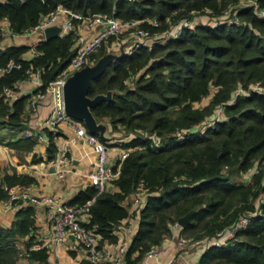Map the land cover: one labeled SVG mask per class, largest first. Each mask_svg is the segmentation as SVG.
Returning <instances> with one entry per match:
<instances>
[{
  "label": "trees",
  "instance_id": "obj_1",
  "mask_svg": "<svg viewBox=\"0 0 264 264\" xmlns=\"http://www.w3.org/2000/svg\"><path fill=\"white\" fill-rule=\"evenodd\" d=\"M58 4L85 14L156 17L158 25L141 22L152 32L196 13L217 17L236 6L229 19L183 25L165 42L123 51L92 80L88 94L108 96L91 110L96 119L107 116L113 128L123 130L126 138L120 144L128 153L119 160L120 173L106 189L97 192L89 184L71 202L94 196L83 223L100 235V242L115 241L114 229L128 213L125 199L142 184L146 197L125 253L127 264H135L146 248L161 243L178 217L192 208L182 233L213 234L242 213L254 212L233 238L207 246L197 264H264V198L253 211L264 190V91L249 88L250 83L264 85V13H260L264 0H0V23L6 17L10 28L20 32ZM76 38L72 29L41 39L35 44L39 52L29 57L25 56L29 44L0 47V65L10 59L21 63L0 76V143L28 150L37 141L33 134H20L27 127L23 116L30 93L22 92L9 103L1 94L3 87L25 77L27 68L42 66L40 88L45 89L68 63ZM105 52L102 44L90 56L96 60ZM238 87L246 91L236 93ZM220 105L225 117L202 126ZM196 124L199 128L193 129ZM42 129L49 137L44 158L50 159L56 153V133ZM41 158L32 155V160ZM254 164L251 180L233 178ZM2 180L27 183L32 176L5 172ZM32 222L31 208L18 207L9 226L0 223V264H18L15 240L29 231ZM28 252L48 264L45 248Z\"/></svg>",
  "mask_w": 264,
  "mask_h": 264
},
{
  "label": "built area",
  "instance_id": "obj_2",
  "mask_svg": "<svg viewBox=\"0 0 264 264\" xmlns=\"http://www.w3.org/2000/svg\"><path fill=\"white\" fill-rule=\"evenodd\" d=\"M260 13H264V10H260ZM166 20H169L168 17H166ZM142 21H147L154 25L160 23L156 17L120 18L113 13L106 12L85 14L78 9L58 4L54 9L42 14L36 23L24 28L22 31L15 32L10 28L11 34L15 36L40 32L43 35L41 39H44V27L52 24H56L60 27L59 35H63L72 29L74 30L75 26L80 22L85 23L89 27H96L95 30L86 37L77 34L74 43V52L68 63L47 83L45 89L42 90L40 88L43 83L40 71L43 67H29L26 69L25 77L19 78L12 84L3 87L1 92L3 98L11 103L22 92H25L28 83H31L32 88H30L31 91L25 104L23 116L26 118L28 113L36 110L38 98L42 97L46 92L54 91L58 88L63 94V86L68 76L75 70L87 64H92L94 59L91 58V53L104 42L108 41L110 36L115 35V38L112 40L109 47H118L121 42L117 36L123 34L132 40L128 43V49H132L140 44L151 45L156 41L165 42L168 38L177 36L183 25H193V22H190L186 18H182L177 24L152 32L148 28L142 26ZM4 23L9 24L6 17H4L0 23L1 33L4 32ZM147 40H149L150 43H147ZM123 41L127 42L126 39ZM31 51L32 54L39 52V50L35 48V44L31 46ZM20 65V62L10 59L4 65H0V76L11 68L19 67ZM249 88H256L264 91V85L259 82L251 83ZM245 91V88L238 87L236 93ZM233 99L234 97H232V100ZM223 108V105H220L210 119L204 122L211 124L218 119L224 118L225 114ZM62 120H66L73 127L75 134L72 140L82 138L92 146V149L96 153V158L93 168L88 172V178L90 184L96 187L97 192L106 189L119 175V160L128 153V149L125 148L120 151L116 157L111 156L108 146L99 138L97 133L90 132L82 121L70 116L66 112L63 97L44 119L43 127L52 130L57 123ZM25 134L35 135L37 139L36 143L47 144L49 140L47 133L42 128L31 130ZM54 142L56 153L55 156L50 159L49 163L54 167L56 175L62 177L68 170V165L71 161L70 155L68 154L70 143L68 140L59 142L56 138H54ZM1 144L2 143H0V145ZM255 170L254 168L253 171ZM250 178L251 175L249 179ZM2 190L5 194L0 196V212L12 211L21 202L47 205L46 219L50 224L49 232L38 234L37 239L28 243L26 247L20 248L18 246V258L28 255V249L45 248L46 250L52 251L57 246L67 244L71 247L79 245L82 248L85 264H127L125 261V253L130 243L128 235L137 229L139 213L144 205L146 197V189L142 184L137 185L128 195L129 198L125 202L128 213L114 229L116 239L113 241L112 247H108L100 242V235L95 232L93 228H89L83 223V221L87 220L88 209L94 200V196L81 203H72L61 200L59 196L52 193H34L31 183L21 182L13 184L4 182L2 184ZM252 213L254 212L242 213L234 221L219 229L208 239L210 242L209 245L226 243L239 229L247 225ZM174 223L178 224L177 221ZM189 240L190 238L179 236L177 239L178 246L183 247ZM162 248V243L153 244L146 248L143 252V257L146 260L145 264H153L151 261L157 259L156 257L162 251Z\"/></svg>",
  "mask_w": 264,
  "mask_h": 264
},
{
  "label": "crops",
  "instance_id": "obj_3",
  "mask_svg": "<svg viewBox=\"0 0 264 264\" xmlns=\"http://www.w3.org/2000/svg\"><path fill=\"white\" fill-rule=\"evenodd\" d=\"M4 32L1 33L0 47H4L12 43H26L30 46L36 44L42 38V33L37 32L33 34L15 36L10 32L8 23H4ZM7 24V25H6ZM96 27H89L85 23H78L74 30L78 35L86 37ZM21 37H29L27 41H19ZM16 39V40H15ZM32 55L31 47L25 52V56ZM32 88V84L28 83L26 90ZM30 93V92H29ZM63 94L57 88L54 91L46 92L42 97L37 100V107L31 113L26 115L27 127L20 134H25L31 130L43 128L44 119L49 115L52 109L61 101ZM97 120V123L104 125L102 136L97 132L100 137L105 138L106 144L111 143L108 147L111 156L116 157L120 151L126 147L120 144V141L125 139L126 136H116L120 133L121 129H115L109 122V117L104 116L102 119ZM56 134L55 138L59 142L69 141V152L71 161L68 165V170L64 176L59 177L54 172V167L49 163L50 159L44 158L46 155L45 143H36L33 148L28 150H18L9 145L3 144L0 156V190L2 189V178L5 172L26 173L32 176L31 183L32 191L34 193H52L61 200L71 202L72 198L82 189H85L89 184L88 172L93 168L96 158V153L92 146L84 141L82 138L72 140L75 134L73 127L66 121L62 120L52 129ZM19 134V135H20ZM108 145V144H107ZM111 149V150H110ZM33 153L42 156L39 160H32ZM0 196L1 195L0 192ZM129 197L125 199V202ZM73 203V202H72ZM78 203V202H75ZM18 207L31 208V217L33 218L32 226L25 234L19 235L16 238V245L20 248L26 247L28 243L37 239L38 234H45L50 230L49 221L46 219L47 205L41 203H25L21 202L12 211L0 212V223L9 226L14 217L15 209ZM86 215V214H84ZM88 218V216H87ZM171 233L162 240V251L156 257L153 264H197L198 258L202 252L200 245L194 243L186 244L179 247L177 239L183 236L181 232V225L173 223L171 225ZM135 232V231H134ZM134 232L128 236L131 239ZM106 246L112 247L113 241L104 239L102 241ZM47 251L48 264H85V257L82 248L79 245L71 247L70 245L63 244L57 246L54 250ZM145 258L137 260L135 264H145ZM18 264H44L43 260L31 258L28 255L18 258Z\"/></svg>",
  "mask_w": 264,
  "mask_h": 264
},
{
  "label": "water",
  "instance_id": "obj_4",
  "mask_svg": "<svg viewBox=\"0 0 264 264\" xmlns=\"http://www.w3.org/2000/svg\"><path fill=\"white\" fill-rule=\"evenodd\" d=\"M60 27L56 24L44 27V39L59 35ZM119 54L107 52L101 56L96 62L87 64L68 76L63 86V101L66 112L82 121L90 132L97 133L102 136L104 125L97 123V120L91 110V107L100 99L107 97V94L98 93L89 95L88 90L92 80L101 74L107 63ZM27 89L25 92L29 93ZM264 154V152H263ZM194 208L178 217L177 222L184 226L194 212Z\"/></svg>",
  "mask_w": 264,
  "mask_h": 264
},
{
  "label": "rangeland",
  "instance_id": "obj_5",
  "mask_svg": "<svg viewBox=\"0 0 264 264\" xmlns=\"http://www.w3.org/2000/svg\"><path fill=\"white\" fill-rule=\"evenodd\" d=\"M235 7L236 6H234V5H231L230 7H228L222 14H220L219 16H217V17H210L209 15H207V14H205V13H196V14H194V16L192 17V18H190V19H188L190 22H193V24L195 23V22H197V21H201V22H214V20H218V19H229L231 16H232V13H233V10L235 9ZM118 38H119V41L121 42V44L118 46V47H109L110 46V44H111V42H109V41H106V42H104L103 44H104V46H105V49H106V52L105 53H107V52H113V53H116V54H120V53H122L123 51H127V50H130V49H128V43L130 42V41H132L131 39H129L128 37H126L125 35H119V36H117ZM29 39H31V38H29V37H21V38H19V41H27V40H29ZM124 39H126L127 40V42L126 41H123ZM16 40V39H15ZM147 43H150V41L149 40H147ZM99 48H100V46L96 49V50H94L92 53H97L98 52V50H99ZM104 53V54H105ZM103 54V55H104ZM103 55H101V56H103ZM101 56H99L96 60H94V62H96ZM93 62V63H94ZM251 84V83H250ZM250 86V85H249ZM213 91V89L211 90V92ZM211 92L207 95V96H204L202 99H201V101L199 102L200 104L201 103H205L208 99H209V97H210V95H211ZM207 122H204L203 124H202V126L203 125H205ZM193 129H198L199 128V124H196L195 126H193L192 127ZM124 134H123V130H120V133H118L116 136H118V137H120V136H123ZM108 145V147L109 146H111L112 144L111 143H107ZM2 145H3V143L0 145V152H1V149H3L2 148ZM111 150V149H110ZM109 153H112L111 151L109 152ZM0 156H1V154H0ZM256 167V164H254V165H252L249 169L247 168L245 171H243L241 174L239 173V174H236V175H233V178L234 179H236L237 181H240L241 179H243V180H248L249 179V177H250V175L253 173V170H254V168ZM249 180H251V178L249 179ZM261 196L260 197H258L257 199H256V204H257V206H256V209H254L253 211H257V209H259V204H260V202H261V200L264 198V190H263V192L260 194ZM219 229H221V228H218L217 230H215V232L213 233V234H206V233H203V231L202 230H199V231H187V232H183L182 234H183V236H185V237H187V238H190V240L187 242V245L188 244H190V243H194V245H200V247L202 248V251L203 250H205L206 249V247L207 246H209V241H208V239L212 236V235H214ZM236 234V233H235ZM235 236V235H234ZM233 236V237H234ZM232 237V238H233ZM231 239V238H230ZM196 241H198V242H196Z\"/></svg>",
  "mask_w": 264,
  "mask_h": 264
}]
</instances>
